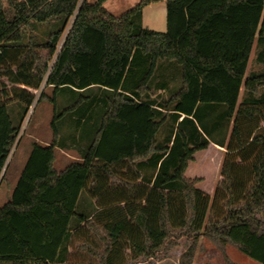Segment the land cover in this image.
<instances>
[{"label": "trees", "instance_id": "16d2710c", "mask_svg": "<svg viewBox=\"0 0 264 264\" xmlns=\"http://www.w3.org/2000/svg\"><path fill=\"white\" fill-rule=\"evenodd\" d=\"M107 1L0 0V173L36 97L53 106L50 144H31L0 207V264H80L76 245L124 264L181 238L191 264L202 237L264 264V72L246 74L253 48L264 67V0H165L163 33L142 27L156 0L119 17ZM43 24L44 42L25 41ZM159 62L178 72L168 98L154 96L169 89L154 84ZM57 147L81 162L56 172ZM211 159L199 188L186 172ZM97 233L100 253L84 247Z\"/></svg>", "mask_w": 264, "mask_h": 264}, {"label": "rangeland", "instance_id": "374dc122", "mask_svg": "<svg viewBox=\"0 0 264 264\" xmlns=\"http://www.w3.org/2000/svg\"><path fill=\"white\" fill-rule=\"evenodd\" d=\"M87 3L92 4L96 0H86ZM141 0H108L103 8L115 17L121 16L125 11L129 10ZM7 7L6 4H4ZM165 0H156L149 5H147L142 11V27L150 31L163 33L166 30L165 23ZM51 31L50 25H37L35 28L25 30V41L26 38L31 37L35 42L42 43L46 40V35ZM44 55V53H42ZM264 72V67L257 65L254 62V48L251 51L250 59L247 67L246 74L249 72ZM164 79L169 84V89L163 93L164 98H168L170 94L179 86V77L177 69H168L164 75ZM152 85V84H151ZM52 88H46L44 93L48 97H52ZM242 95V90L240 91V97ZM38 96V95H37ZM37 98L33 103V106L29 109L27 115L24 117L19 126V132L14 143V146L7 157V160L3 166L0 173V207L10 200L11 195V185L10 182L12 177L23 163L27 159L28 152L31 149V144L37 141L38 144H44L48 142L51 137L50 121L53 116V106L46 100L37 102ZM58 111L61 108L68 106L70 100H64L58 98ZM204 117H196L195 122H199V126L204 122ZM204 135V131H203ZM208 135V134H207ZM205 136V135H204ZM40 141V142H39ZM212 151V150H210ZM205 152H200L199 157ZM204 156V155H203ZM220 157V161L222 159ZM210 158V155H209ZM211 160H207L203 163L191 162L189 168L186 172L187 177H192L194 175L201 176L205 178V182L199 185V188H204L208 183L212 181V172L208 170ZM217 173V172H216ZM260 220V229L264 231V219L258 216ZM95 235V236H94ZM93 239L96 244L91 242H86L84 245L85 249L91 248L98 253L101 252V248H98V240L101 237L100 233L94 234ZM175 247H168L159 251L153 258H137L129 259L126 255L124 264H180L184 253L190 246V241L186 238H181L175 241ZM82 245H76L73 251V255L76 257L80 264H96L93 257L89 256V253L77 249ZM77 253V254H76ZM78 255V256H77ZM191 264H259L256 261L248 258L246 255L241 253L239 249L233 244H226L221 247L218 245L217 241L213 238L202 237L195 247L192 248V259Z\"/></svg>", "mask_w": 264, "mask_h": 264}, {"label": "crops", "instance_id": "0c3cea01", "mask_svg": "<svg viewBox=\"0 0 264 264\" xmlns=\"http://www.w3.org/2000/svg\"><path fill=\"white\" fill-rule=\"evenodd\" d=\"M157 66H158V69H157V73L155 75L156 80H155L154 84H156L158 82H161L160 80L164 79V75L166 74V71L168 69L172 68L171 64L163 63V62H159ZM158 95H160V96L163 95V91L162 90H157L155 92L154 96L156 97ZM19 106H20L19 103H14V104L9 105L8 107L11 108L13 111L16 109V112H17L18 109H19ZM51 139H52V136L50 137L48 142H45L44 144H38L37 141L36 142L34 141L33 143H36L39 146H43L44 147V146H48L50 144ZM29 152H28V155H29ZM28 155H27V158H28ZM54 156H55V158H54V162H53V169L56 172L63 171L71 163L81 162V156L79 155V153H77L75 150H72V149H64V148L57 147L54 150ZM24 165H25V163H23L20 167L18 166V168L16 169L18 171L12 177V180L10 182L11 191L12 192H13V189L15 188V186L17 184V181H18V179H19V177H20V175H21V173L23 171ZM12 192H11V194H12Z\"/></svg>", "mask_w": 264, "mask_h": 264}]
</instances>
